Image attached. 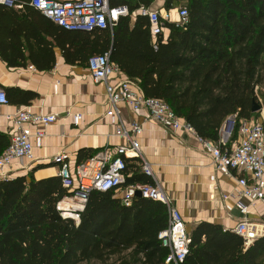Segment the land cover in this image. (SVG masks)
Segmentation results:
<instances>
[{
  "label": "trees",
  "instance_id": "trees-1",
  "mask_svg": "<svg viewBox=\"0 0 264 264\" xmlns=\"http://www.w3.org/2000/svg\"><path fill=\"white\" fill-rule=\"evenodd\" d=\"M29 2L0 3V20L22 5L67 31ZM152 2L109 0L110 6H127L128 14L112 28L70 32L99 43L86 59L109 52L110 61L144 96L165 101L201 139L218 142L221 126L231 116L235 139L240 119L259 116L260 110L251 111L252 102L264 109V92L262 98L258 92L264 88V0H165V10L184 2L188 22L183 27L166 22L155 37L139 12ZM0 55L8 65L22 64L16 55ZM0 88L17 104L29 105L37 97L31 90ZM9 139L0 132V154ZM135 160H127L125 185L153 184ZM67 193L59 176L0 179V264H172L165 263L169 249L158 238L167 226L164 203L134 196L124 205L114 190H93L75 225L56 208ZM189 235L182 264H264V236L245 248L233 231L206 221Z\"/></svg>",
  "mask_w": 264,
  "mask_h": 264
},
{
  "label": "crops",
  "instance_id": "crops-1",
  "mask_svg": "<svg viewBox=\"0 0 264 264\" xmlns=\"http://www.w3.org/2000/svg\"><path fill=\"white\" fill-rule=\"evenodd\" d=\"M164 3L153 0L150 7L162 13ZM177 7L170 9L172 18H176ZM13 9L4 12L0 20V52L16 55V61L22 64L8 65L0 55V85L31 90L37 97L29 105L9 99L7 104H0V132L9 135L14 132L6 115L20 108L55 114L57 119L45 126L30 127L33 157L12 160L4 168L7 177L58 176V164L52 161L56 154L61 153L73 168L100 150L114 151L116 146L124 144L125 139L115 134L118 117L106 115L110 106L104 85L93 82L87 67L86 58L95 43H99L86 39L83 33L70 32L75 30L62 31L27 6L16 5ZM117 80L129 79L120 72L112 77V81ZM117 108L125 125L141 126L137 139L142 159L149 164L154 183L159 184L170 203L179 210L189 234L201 221L218 224L231 232L243 218L264 221V199L252 202L238 195L236 173L217 167L206 149L205 141L214 142L203 140L195 131L182 127L175 130L163 127L150 119L146 110H132L124 102H119ZM73 114L80 115L77 124L72 120ZM256 120L264 126V109ZM223 130L221 139L231 128L227 131L223 126ZM37 131H43V136H37ZM237 140L238 134L231 140L230 132L227 148ZM135 163L141 171V160ZM129 185L116 190V197L120 198ZM237 200L246 205L245 214L239 210Z\"/></svg>",
  "mask_w": 264,
  "mask_h": 264
},
{
  "label": "built area",
  "instance_id": "built-area-1",
  "mask_svg": "<svg viewBox=\"0 0 264 264\" xmlns=\"http://www.w3.org/2000/svg\"><path fill=\"white\" fill-rule=\"evenodd\" d=\"M18 0H0V3L11 6ZM163 2L165 0H162ZM29 4L38 9L42 15L49 18L58 26L67 30L91 31L94 29L112 28L120 16L128 14L125 5L110 6L109 0H30ZM171 10L158 9L150 6L139 8V12L146 16L153 37L165 30V23L172 22L183 27L188 22V10L184 4L176 8V18L170 15ZM87 67L94 83H102L110 108L107 116L115 115L118 123L115 134L125 139V143L115 147L114 151L100 150L86 158L80 164L71 168L64 156L59 153L52 157L58 164V176L61 186L68 192L57 202L56 208L63 219L72 220L75 225L80 222V214L85 208L91 191L118 190L125 185L126 166L128 159L141 160V170L152 176L149 164L142 159V151L137 136L141 126L137 123L125 125L120 118L117 108L119 102H124L132 110H146L153 121L173 130L182 127L186 130L194 129L180 118L169 105L158 98L144 96L137 90L130 80L112 81L115 74L120 73L118 67L109 58V52L93 54L87 60ZM5 91L0 88V104H7ZM11 121L14 132L10 135L9 143L0 154V179L8 178L4 168L12 160L33 157L31 144V126H43L57 119L55 114H41L29 112L24 108L6 115ZM232 119L233 116L228 117ZM80 119L79 114H73L75 124ZM224 131L223 126L220 132ZM43 131H37V136H43ZM238 140L230 148L227 142L230 132H224L218 142L205 141L206 149L210 152L217 167L233 170L237 175L238 195L250 199L252 202L264 199V126L254 119H240L237 128ZM139 190L141 197L158 200L167 207V226L158 234L161 244L169 249L165 263L182 264L190 243V235L179 210L170 203L159 184L134 183L120 197L124 205H130L134 191ZM237 206L242 213L247 207L237 200ZM232 231L243 240V246L248 247L254 240L264 236V221L243 218L239 220Z\"/></svg>",
  "mask_w": 264,
  "mask_h": 264
},
{
  "label": "water",
  "instance_id": "water-1",
  "mask_svg": "<svg viewBox=\"0 0 264 264\" xmlns=\"http://www.w3.org/2000/svg\"><path fill=\"white\" fill-rule=\"evenodd\" d=\"M259 110H261V106L257 102L253 101L252 102V106H251V111L252 112H256V111H259ZM231 125H232V119L231 118H227L224 121V124H223L224 128H226V130L228 131V130H230ZM134 196L141 197L140 191L139 190H135L134 191Z\"/></svg>",
  "mask_w": 264,
  "mask_h": 264
},
{
  "label": "rangeland",
  "instance_id": "rangeland-1",
  "mask_svg": "<svg viewBox=\"0 0 264 264\" xmlns=\"http://www.w3.org/2000/svg\"><path fill=\"white\" fill-rule=\"evenodd\" d=\"M181 4H184V2H180L177 6L181 5ZM263 59H264V55H263ZM258 92H259V97L262 98V95L260 94V92H264V88H258ZM259 116H260V113H259ZM232 126H233V123L231 125V137H232V134H233V130H232Z\"/></svg>",
  "mask_w": 264,
  "mask_h": 264
}]
</instances>
